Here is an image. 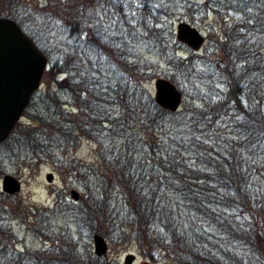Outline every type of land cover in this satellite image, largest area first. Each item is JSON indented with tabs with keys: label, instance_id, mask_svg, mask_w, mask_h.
Here are the masks:
<instances>
[{
	"label": "trees",
	"instance_id": "obj_1",
	"mask_svg": "<svg viewBox=\"0 0 264 264\" xmlns=\"http://www.w3.org/2000/svg\"><path fill=\"white\" fill-rule=\"evenodd\" d=\"M160 1L142 0L137 10L135 22L146 39L155 31L152 18L168 14ZM251 1L203 2L236 8L248 6ZM45 2L46 6L40 9L48 17L43 23L47 27L45 34H53L47 38L53 40L48 45L40 34H32L25 27L19 11L22 0H0V17L16 22L49 64L42 77L45 87L33 94L37 95V130L18 123L0 144L1 153L19 158L37 145V160H41L76 146L83 139L92 141L97 144L99 165L89 166L84 174L76 167L71 172L97 182L99 193L93 196V205L88 203L87 208L80 210L83 217L93 219L87 223L94 225V233L105 235L106 228L117 226L120 238L125 234L134 236L141 256L149 262L162 258L170 264H244L243 258L229 252L224 241L216 242L218 237L229 242L239 239L258 257L249 262L264 264V234L253 227L245 233L238 232L231 220V216H236L233 209L241 213L245 210L251 219L264 216V209L245 189L250 178H246L244 161L250 156L244 152L238 155L235 150L242 144V151L264 154V75L250 77L259 71L250 70L254 61L249 57L251 45L246 26L227 27L223 40H214L218 54L214 60L238 93L243 94L244 104L237 99L233 107L226 97L221 99L225 104L214 105L210 96L195 89L200 96L194 92L193 97L204 104H190L173 114L159 108L145 89V60L132 56L126 43L99 21L101 14L113 11L123 28L127 26L139 36L125 20L126 10L118 7L119 2L124 5V0ZM241 13L248 16L245 10ZM161 44L158 41L155 46ZM182 62L176 61L175 67L191 76V60L187 59L186 65ZM239 74L241 79L236 77ZM60 75L65 77L58 87L71 97L76 114L66 109L67 103L52 89ZM106 75H111L112 81L105 79ZM222 125L242 136L222 137L225 134L218 128ZM30 131L32 134L28 135ZM27 135L31 137L25 140ZM255 157L251 156L249 162L256 163ZM115 189L124 197L126 208L122 211L111 206ZM171 194L178 200L172 199ZM84 196L90 199V193ZM200 220L212 227L209 238L200 232ZM4 236L7 241L3 244ZM11 240L0 226V253L7 250V245L4 249L3 246ZM23 256L30 260L29 264H116L94 256L82 258L70 244L62 249L53 247L46 253L26 251Z\"/></svg>",
	"mask_w": 264,
	"mask_h": 264
},
{
	"label": "rangeland",
	"instance_id": "obj_2",
	"mask_svg": "<svg viewBox=\"0 0 264 264\" xmlns=\"http://www.w3.org/2000/svg\"><path fill=\"white\" fill-rule=\"evenodd\" d=\"M203 1L161 0L163 7L168 9V14L156 15L152 18L151 24L155 26V31L150 35V41H148L150 36H148L149 39H146L140 32L137 22H135L136 13L141 7L142 0H124V5L118 3L120 9L126 10L125 20L128 22V26L134 27L139 36L137 33L132 34L131 29H128L127 26L123 28L122 21L116 17L117 15L113 11L103 13L98 17L99 21L102 22V27L114 32L118 38L126 43L132 56H139L147 63L148 70L146 71L147 75L144 76L146 79L144 85L151 97L154 95L153 87L156 79L162 77L174 81V84L183 94L180 110L190 104L199 106L204 104L193 97L194 92L197 94L195 89L200 90L201 94L210 96L214 105L217 103L225 104L221 99L227 97L226 94H228L231 85L234 84L230 83V77L223 74L217 60H214V57L218 56L214 51V40L218 38L219 41H222L224 30L227 27H232L235 24L246 26L245 33H247L248 42L251 45L249 57L250 60L254 61L255 66H251L250 70L259 71L251 74L250 77H255L257 74L264 75V17L261 18L262 13H264V0H252L248 6L236 8L228 4L220 6L211 3L206 4ZM46 4L45 0H22L19 9L20 14L23 15L25 27L32 34H40L45 44L48 41H53L47 39L53 34H45L47 27L43 23L48 20V17L43 13L44 11H40ZM240 10H245L248 16L245 17ZM259 13H261L260 17L258 16ZM180 23H187L195 27L205 36L206 41L198 53H193L186 45H182L176 40L174 34L177 25ZM158 41L162 42L159 47L155 46ZM187 59L191 60V68L194 69L191 76L174 65L176 61L179 63L184 61L182 64L186 65ZM64 77V75L58 76L51 86L60 95L63 103H67L66 109L71 110L70 113L76 114L75 103L58 87V83ZM236 77L241 79V74L236 75ZM105 79L112 81L113 77L106 75ZM44 87L45 85L42 83L41 89ZM243 87L245 88V86ZM197 96L199 97L200 94ZM237 99H240L241 104L246 101L243 94H239L235 86L231 106H235L234 103ZM31 102L32 104L22 115L20 123L27 124L26 127L37 130V125L34 124L37 122V95L33 96ZM115 112H118V109ZM218 128L221 130L220 133L225 134L221 135L224 138L236 139L234 136H242L241 134L239 136L232 127L222 125ZM29 134H32V131ZM28 135L25 140H28V137L30 139L31 136ZM32 147L34 148L33 151L21 155L19 158H12L10 154L5 156L0 149V226L12 237L9 244L3 246L4 249L7 245V250L5 249L3 253H0V264H29L30 260L28 262L23 256L26 251L33 254L46 253L53 247L62 249L65 244H70L82 258L96 257L91 238L96 228L92 223H87L93 219L83 217L80 210H83L88 203L93 205L92 198L99 193L98 185L93 180H84L82 175L78 174L80 177H77L75 172H71V169L76 167L80 174H84L87 173L86 168L89 166L96 167L99 165L97 144L83 139L80 144L59 151L55 155H51L50 158L43 157L41 160H37V145ZM243 148L244 146L240 144L235 150L238 155L244 152L250 156L246 157L244 161L246 178H250L245 189L252 194V200L264 209V154H258L257 151L251 150L242 151ZM251 156H256V163L249 162L252 160ZM70 161L72 164L68 165ZM199 165L202 168V164ZM49 173L53 174L51 183L46 181V176ZM5 175L20 181L21 188L18 194L9 196L2 192L1 180ZM87 176L92 175L88 173ZM73 190L79 193V199L76 202L70 196ZM87 192L90 193V199L84 196ZM171 196L172 199L178 200L176 195L171 194ZM111 198V206L116 207V211H122L126 208L124 197L119 194L118 189L112 191ZM227 213H229L228 210ZM232 214L236 215L231 216V220L238 232L245 233L253 227L264 234V216H256L251 219L245 210L241 213L239 209H233ZM197 225L200 227V232L208 238L213 235L212 227L208 223L200 220ZM120 232L116 226L106 228L105 235L100 234L108 245V252L102 257L103 259L116 264H124V258L133 254L135 256L133 264H170L162 258L155 263L149 262L141 256L134 236L125 234L120 238ZM223 239V237H218L216 242L223 244L222 241H224L229 252L234 256L243 258L244 264H256L249 262V260H255L258 257L253 253L254 251H248L247 246L242 241L238 239L240 242H229ZM6 241L7 237L4 236L3 244ZM212 253L220 255L216 251Z\"/></svg>",
	"mask_w": 264,
	"mask_h": 264
},
{
	"label": "water",
	"instance_id": "obj_3",
	"mask_svg": "<svg viewBox=\"0 0 264 264\" xmlns=\"http://www.w3.org/2000/svg\"><path fill=\"white\" fill-rule=\"evenodd\" d=\"M176 40L186 45L193 53H198L205 43V37L195 27L180 23L175 30ZM45 55L33 41L22 31L16 22L0 17V144L7 140L20 123L27 104L33 94L42 87V77L48 70ZM171 81L158 78L154 81V103L161 109L176 113L180 109L183 95ZM235 86L231 85L227 97L233 100ZM53 174L46 176L48 183L52 182ZM21 183L12 176L5 175L1 180V190L6 195L20 192ZM71 199L76 202L79 193L71 191ZM93 252L97 258H102L108 252L105 239L97 233L92 235ZM135 256L129 254L124 258V264H133Z\"/></svg>",
	"mask_w": 264,
	"mask_h": 264
}]
</instances>
